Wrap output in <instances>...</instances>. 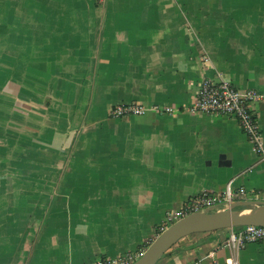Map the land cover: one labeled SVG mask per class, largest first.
<instances>
[{"label": "crops", "instance_id": "0c3cea01", "mask_svg": "<svg viewBox=\"0 0 264 264\" xmlns=\"http://www.w3.org/2000/svg\"><path fill=\"white\" fill-rule=\"evenodd\" d=\"M208 78L264 95V0H0V264L138 254L230 182L245 191L232 208H253L264 162L249 138L190 111ZM130 103L158 111L109 117ZM228 236L187 237L157 264H263Z\"/></svg>", "mask_w": 264, "mask_h": 264}, {"label": "built area", "instance_id": "2783aa9c", "mask_svg": "<svg viewBox=\"0 0 264 264\" xmlns=\"http://www.w3.org/2000/svg\"><path fill=\"white\" fill-rule=\"evenodd\" d=\"M98 5H103L106 0H96ZM264 102V95L255 90L241 91L230 81L219 79H205L200 86L190 111L194 114H209L215 116H228L234 118L241 130L249 138L254 147V151L264 162V138L263 133L256 118L253 106ZM150 109L141 104H122L110 109L109 117L112 119L138 117L147 114ZM170 110H167L168 113ZM230 182L226 189L219 193L202 192L188 200L185 207L173 214H169L166 222L159 228L158 237L173 224L198 212L231 210L233 201L237 197L245 195L243 189L234 190ZM256 203H264V195L252 196ZM226 241L233 251H239L250 244H259L263 248L264 256V227L246 226L232 228ZM157 237V238H158ZM126 253L118 258H102L94 264H134L144 253Z\"/></svg>", "mask_w": 264, "mask_h": 264}, {"label": "water", "instance_id": "95a60500", "mask_svg": "<svg viewBox=\"0 0 264 264\" xmlns=\"http://www.w3.org/2000/svg\"><path fill=\"white\" fill-rule=\"evenodd\" d=\"M250 206L254 207L194 213L165 230L134 264H157L174 245L193 235L246 226L264 227V203L253 202Z\"/></svg>", "mask_w": 264, "mask_h": 264}, {"label": "rangeland", "instance_id": "374dc122", "mask_svg": "<svg viewBox=\"0 0 264 264\" xmlns=\"http://www.w3.org/2000/svg\"><path fill=\"white\" fill-rule=\"evenodd\" d=\"M58 165L61 166V163H59ZM58 165H57V168H59ZM68 165H69V159L64 161V167L62 170H67ZM56 170H59V169H56ZM261 256H262L263 264H264L263 248L261 249Z\"/></svg>", "mask_w": 264, "mask_h": 264}]
</instances>
